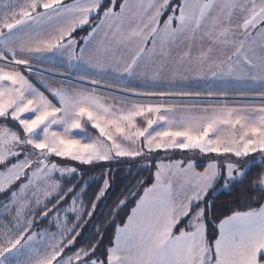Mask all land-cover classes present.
I'll return each mask as SVG.
<instances>
[{"label": "snow or ice", "instance_id": "snow-or-ice-1", "mask_svg": "<svg viewBox=\"0 0 264 264\" xmlns=\"http://www.w3.org/2000/svg\"><path fill=\"white\" fill-rule=\"evenodd\" d=\"M253 167L259 207L215 217ZM0 194V264H264V0H0Z\"/></svg>", "mask_w": 264, "mask_h": 264}, {"label": "trees", "instance_id": "trees-1", "mask_svg": "<svg viewBox=\"0 0 264 264\" xmlns=\"http://www.w3.org/2000/svg\"><path fill=\"white\" fill-rule=\"evenodd\" d=\"M119 2L120 0H117L118 4ZM182 155L184 154H176L175 158L179 159ZM160 156H162V154H160ZM159 158V156L154 157L150 160V163H147L149 161H141L139 165L134 167L128 164L112 165V172L110 174L111 187L106 198L99 202L97 208L95 209L93 218L83 226L84 235L92 236L95 234L96 229L100 228V230L105 233V244L111 240L114 234V226L110 223L111 214L118 199L123 198L121 193L127 195V192L131 189V187H137L138 194H142L143 187L150 186V179L154 177L155 172L154 164L159 160ZM183 158L186 159L185 157ZM259 171L260 169L258 167H253L248 174V178L244 180L242 185L236 184L235 187H230L228 189L223 188L222 185H217L216 188L213 189L212 194L208 197V199L213 202V215L217 218H223L226 215H230L233 211H247L249 207H259V204L256 203L255 200L259 197L260 193L253 190L251 183V181L257 177ZM92 175L96 176L97 179H89V176ZM99 175L100 172L97 170L85 177L86 179H89V183L92 188V191L89 192V197H91L93 191L97 190V183H100L102 186V182L98 179ZM2 199H6V194H0V200ZM85 199L87 200L88 198L86 197ZM131 206L132 204L130 199L129 207L116 213L117 224H119L121 220L126 218V215L130 213ZM36 227L39 229L46 228L48 227V224L44 221L38 223Z\"/></svg>", "mask_w": 264, "mask_h": 264}, {"label": "rangeland", "instance_id": "rangeland-1", "mask_svg": "<svg viewBox=\"0 0 264 264\" xmlns=\"http://www.w3.org/2000/svg\"><path fill=\"white\" fill-rule=\"evenodd\" d=\"M166 15H167V13H166L165 16H163L161 19H162V20L165 19V18H166ZM95 24H96V20H95V18H93V20H92V24L87 25V26H85V28H84L83 30H80V31H78L77 33H74V35H76L77 40H79L80 37L85 36V35L87 34L88 30H89L92 26H94ZM83 32H84V33H83ZM77 35H78L79 37H78ZM41 67H45V68H46L47 66H41ZM177 155H181V153L177 152ZM183 157H185L186 159H187V158H189V159H195V160H197V161H200V159H201V158L198 157V156H190V155H188V154H184ZM164 162H167V161H164ZM147 163H150V161L147 162ZM0 201H3V199L0 200ZM50 219H51V217L49 218V220H50ZM61 219H63V216H62V215H61ZM49 220H46L48 226H49ZM39 223H41V222H39ZM43 229H45V228H41V229H39V228L36 227V230H43ZM50 230H51V231H55V230H56L54 224L51 225Z\"/></svg>", "mask_w": 264, "mask_h": 264}]
</instances>
